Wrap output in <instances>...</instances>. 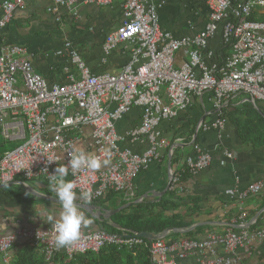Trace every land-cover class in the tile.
Wrapping results in <instances>:
<instances>
[{
  "label": "built area",
  "instance_id": "2783aa9c",
  "mask_svg": "<svg viewBox=\"0 0 264 264\" xmlns=\"http://www.w3.org/2000/svg\"><path fill=\"white\" fill-rule=\"evenodd\" d=\"M27 1H2L0 30L9 24L16 10L25 8ZM113 1L50 0L53 12L63 8L74 16L78 3L107 7ZM206 2L210 20L205 29L193 37L177 38L162 28L163 4L156 0H125L122 26L110 33L103 45L106 55L123 44L131 50L130 62L116 75L91 74L79 53L66 43L64 48L77 67L79 78L71 75L67 84L51 86L36 72L25 47H5L0 52V135L4 141L18 145L0 154V181L11 180L10 185L17 179L23 183L42 179L48 183L42 169L47 167L52 174L57 163L47 164V157L68 164L67 150L79 149L80 137L88 129L92 142L87 152L102 158L107 154L111 163L99 171L83 169L67 179L75 182L77 192L91 188L92 204L112 191L133 201L135 180L160 161V126L189 110L195 98L212 94L217 120L200 123L198 129L205 131L225 129V106L238 96H248L255 106L264 103V21L252 19L255 12L264 9V0ZM220 28L231 53L219 67L209 65L205 53ZM183 50L188 52V60L177 66L176 55ZM207 56L211 58L213 54L208 52ZM135 107L144 109L141 124L121 133L118 123ZM126 142L144 144L146 148L138 153L124 148ZM225 155L231 160L235 158L230 150H225ZM212 163L213 154L195 144V154L187 157L185 168L171 169L170 191L179 190L184 174L197 176ZM29 169L33 174L28 176ZM263 191L261 180L239 192L234 200L244 204ZM17 224L14 231L0 236V261L4 263H9L12 249L21 243L41 247L49 261L58 254L75 258L88 252L99 253L109 245L130 250L146 245V239L138 234L114 235L101 229L87 232L82 228L80 239L57 250L51 226L41 229ZM255 224L242 216L227 225L224 233L154 241L149 247L150 256L153 264H182L188 258H197L200 264H242L241 250L251 254L254 245L264 242V229H253Z\"/></svg>",
  "mask_w": 264,
  "mask_h": 264
},
{
  "label": "crops",
  "instance_id": "0c3cea01",
  "mask_svg": "<svg viewBox=\"0 0 264 264\" xmlns=\"http://www.w3.org/2000/svg\"><path fill=\"white\" fill-rule=\"evenodd\" d=\"M2 1L0 0V18ZM124 1L114 0L107 7L78 3L77 16H74L63 8L53 12L54 7L50 0H28L25 8L16 10L9 24L0 30V52L11 45L25 47L34 69L51 86L67 84L71 75L79 78L77 67L71 62L69 52L64 48L66 43H70L79 53L91 74H119L131 60L129 46L119 45L106 55L103 45L106 37L122 26ZM156 2L163 4L160 9L162 28L177 38L198 35L210 20L206 0H156ZM254 17L257 19L264 17V9L255 12ZM59 51L63 53L57 54ZM208 52L213 54L211 58H208ZM230 53L231 49L225 44L220 28L218 34L210 41L205 59L209 65L215 64L220 67ZM188 57L186 50L179 52L176 55V65H182ZM245 103L253 104L248 96H238L225 106L224 112L227 116L239 112ZM258 105V110L264 117V103ZM143 115V108H133L118 123V130L125 133L131 128L138 127ZM216 120L212 94L208 93L203 98H195L189 110L180 113L177 118L164 122L160 126L163 138L160 161L142 172L135 180L133 202L137 204L151 199L153 203H159L170 192L171 169L182 171L186 166L187 157L195 154V144H198L213 154V163L199 175L186 177L179 188V194L183 197H198L204 200L200 205L202 212L193 219L186 220H194L193 225L201 224L200 227H211L206 233H224L229 222H235L242 216L248 223L255 221L258 223L257 228L264 229V191L249 198L244 204L234 200L239 192L246 190L251 184L264 181V147L255 148L253 145L244 144L238 127L228 118L223 130L198 129L200 123L211 124ZM91 142L92 134H89L87 129L80 137L78 148L87 152ZM123 147L141 153L146 145L126 142ZM225 150L232 151L235 158L229 159L225 155ZM19 182L16 181L12 187L21 186ZM25 184L42 194L39 191L42 188L40 184L26 182ZM4 195L5 192L0 189V224L7 227L0 230V236L14 231L18 227L17 222L31 228L44 229L50 226L39 218H34L35 209L32 211L34 215L30 210L24 211L35 206L41 209L45 205L32 203L20 205ZM180 212L185 213V209ZM207 235H198L195 238H204ZM220 252L223 250L220 249ZM12 255L13 251L10 253L11 258ZM240 255L243 257L242 264H264V242L254 245L251 254L241 250ZM182 264L200 263L197 258H188Z\"/></svg>",
  "mask_w": 264,
  "mask_h": 264
},
{
  "label": "trees",
  "instance_id": "16d2710c",
  "mask_svg": "<svg viewBox=\"0 0 264 264\" xmlns=\"http://www.w3.org/2000/svg\"><path fill=\"white\" fill-rule=\"evenodd\" d=\"M252 19L264 21V17L257 19L253 16ZM258 107L259 105L254 106L251 103H245L244 107L238 110L239 112H234V114L229 116L225 114V116L230 119L233 125L238 127L239 135L244 144L253 145L255 148H262L264 147V117L261 111L258 110ZM17 145L18 143L6 142L0 137V154L3 155L5 152L16 148ZM188 176L191 175L184 174L182 182ZM16 181L21 182L22 180L17 179ZM25 182L28 184H40L42 188L39 191L44 195L52 197L44 180L38 179ZM12 185L10 184L8 188L2 189V191L5 192L4 196L13 202L20 205L26 203L52 205V203L44 199L27 195L22 186H16L19 188L16 192L12 189ZM203 201L202 198L198 197H183L179 194V190H175L170 191L159 203H153L151 199H148L136 204L133 201L125 199L122 193L112 191L103 200L97 202L96 205L104 211L116 210L128 204L132 205L114 215L110 220H98L85 212L86 215L93 219L92 225L96 227L92 228L88 226L85 230L91 232L93 229H101L114 235L141 233L160 235L169 228L187 229L193 226L194 220L187 221L186 219H193L202 212L200 205ZM182 209H185V213L180 212ZM229 223L231 224V222ZM257 225L258 223L253 226V229H258ZM209 230H211V227H198L195 231L187 234L172 233L167 239H191L198 235H207L209 233H206V231ZM145 242V246L137 247L134 250L109 245L104 247L99 253L88 252L77 255L75 258H69L65 254H58L51 261L46 260L41 247L21 243L12 249L13 255L9 263L0 261V264H153L149 251L152 243L147 240Z\"/></svg>",
  "mask_w": 264,
  "mask_h": 264
},
{
  "label": "clouds",
  "instance_id": "9594fccd",
  "mask_svg": "<svg viewBox=\"0 0 264 264\" xmlns=\"http://www.w3.org/2000/svg\"><path fill=\"white\" fill-rule=\"evenodd\" d=\"M67 154L70 157L68 164L60 163L54 157H47V164L57 163L52 174H49L47 167L42 169L46 173L47 189L55 199L51 207L44 206L39 211H35L34 216V218H39L43 223L51 226L55 234L54 246L57 250L66 248L76 242L82 235V228H87L93 223V219L82 210L83 206L92 204L94 199L93 190L88 188L77 192V185L74 181L68 180L67 177L70 174L76 176L83 169L99 171L107 168L111 163L107 154L102 158L98 154L72 148L67 150ZM30 174L33 173L29 169L27 175ZM10 181H0V185L3 188H8ZM32 194L31 192L27 193V195ZM4 229H7V227L0 224V230Z\"/></svg>",
  "mask_w": 264,
  "mask_h": 264
},
{
  "label": "water",
  "instance_id": "95a60500",
  "mask_svg": "<svg viewBox=\"0 0 264 264\" xmlns=\"http://www.w3.org/2000/svg\"><path fill=\"white\" fill-rule=\"evenodd\" d=\"M19 184L24 187V189L26 190L27 193L31 192V193H33L32 194L33 196H35L37 198L44 199V200H46V201H48L50 203L54 202V199H55L54 197L40 194V193L32 190L31 188H29L25 183L19 182ZM0 189H5V188H3V186H1ZM130 205H132V204H128V205L123 206V207H121L119 209H116V210L104 211L98 205L92 204V205L83 206L82 210H84L85 212L89 213L91 216H93L94 218H96L98 220H110V219H112V217L114 215H116V214L120 213L121 211H123L124 209L130 207ZM200 226H201V224H195V225H193V226H191L190 228H187V229L169 228L164 233H162L160 235H156V234H152V233H141V234H138V236L143 238V239H146L147 241L152 243L154 241H158V240H161V239H166L172 233H181V234L190 233L192 231H195ZM119 229H121V228L119 227Z\"/></svg>",
  "mask_w": 264,
  "mask_h": 264
},
{
  "label": "rangeland",
  "instance_id": "374dc122",
  "mask_svg": "<svg viewBox=\"0 0 264 264\" xmlns=\"http://www.w3.org/2000/svg\"><path fill=\"white\" fill-rule=\"evenodd\" d=\"M0 137H1V135H0ZM14 191H18L19 190V188L18 187H14V188H12ZM23 192V191H22ZM46 207H51V206H49V205H45ZM26 207H30V206H28V205H26ZM44 206H42L41 207V209L43 208ZM35 209V210H34ZM26 210H30L31 212L34 210V211H39L40 210V207L39 206H35L33 209H24V211H26ZM23 211V212H24ZM26 212H28V211H26ZM31 212H29V213H31ZM33 213V212H32ZM33 215H34V213H33ZM89 227H92V228H96L94 225H92L91 224V226H89Z\"/></svg>",
  "mask_w": 264,
  "mask_h": 264
}]
</instances>
